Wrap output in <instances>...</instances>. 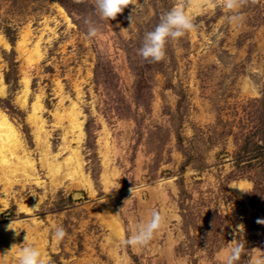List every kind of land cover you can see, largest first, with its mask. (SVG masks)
<instances>
[{"label":"rangeland","instance_id":"rangeland-1","mask_svg":"<svg viewBox=\"0 0 264 264\" xmlns=\"http://www.w3.org/2000/svg\"><path fill=\"white\" fill-rule=\"evenodd\" d=\"M179 3L196 31L168 42L161 61L142 58L145 32ZM241 12L234 27L222 0H136L109 20L94 0H0V114L31 163L0 177L3 264H18L25 246L46 264H223L232 241L248 250L237 264L264 252V0ZM85 19L102 37L81 39ZM73 152L88 183L66 175ZM44 158L63 161L62 176ZM150 209L165 217L151 242L121 245Z\"/></svg>","mask_w":264,"mask_h":264},{"label":"clouds","instance_id":"clouds-1","mask_svg":"<svg viewBox=\"0 0 264 264\" xmlns=\"http://www.w3.org/2000/svg\"><path fill=\"white\" fill-rule=\"evenodd\" d=\"M95 10L101 20L115 19L116 15L130 3L135 5L136 0H94ZM245 0H222V7L226 12L225 20L234 27L242 26L245 16L241 8ZM215 5L209 3L208 7ZM86 31L81 39L85 43H91L93 40L102 37L103 33L100 26L92 20L85 19ZM197 25L193 22L191 15L184 10L183 3L166 11L159 20V23L151 30L145 32L138 54L153 62H159L165 58V46L170 41H177L185 36L186 33L195 32ZM121 31H126L121 29ZM255 84L250 80H245L244 89L246 91H255ZM120 187L118 184L117 189ZM132 189H130V192ZM28 208V207H27ZM36 206L28 208L29 211H35ZM165 223V217L156 209H150L147 212V218L142 223H136L130 235L120 241L121 245L140 249L147 246L156 232H158ZM257 224H264V219H257ZM18 234V233H17ZM66 232L62 226H56L53 233L54 239L59 242L64 239ZM226 248L221 253L223 264H237L245 249L244 243L238 241ZM12 248V247H11ZM11 250V249H10ZM9 250V251H10ZM0 254V264L7 259L8 252ZM256 255L250 258V264H264V252L255 250ZM18 264H46V259L42 253L33 246H25L21 249Z\"/></svg>","mask_w":264,"mask_h":264},{"label":"bare ground","instance_id":"bare-ground-1","mask_svg":"<svg viewBox=\"0 0 264 264\" xmlns=\"http://www.w3.org/2000/svg\"><path fill=\"white\" fill-rule=\"evenodd\" d=\"M59 12L61 15H63L67 19L64 11L61 8H59ZM37 51H38V49H37ZM26 84H27V82L24 80V86L25 87H26ZM40 109H41V106L37 100L33 104V108H32L33 114L35 115L36 111L38 112ZM78 114H79V112L76 111L75 105L73 104L69 110L67 121H68L70 130L75 132L77 140H80L83 137V130H82V123L80 121H78V118H77ZM40 123H41V121L36 123L37 126H35V128L37 130V134L39 133V131L42 130V126L40 125ZM35 139H36V137H35ZM37 139H39V136H37ZM74 140H76V139H74ZM40 148H41V146H40ZM43 148L44 149L46 148L45 136L43 138ZM44 149H43V152L46 154L47 151H46V149L45 150ZM20 150H21V142L18 138V135L15 131V128L13 127V125L10 123V121L7 119V117L4 114H0V177H1V179H5L6 181H8L9 174H12L13 172H16L17 170L25 171V169L31 168V163L28 161L27 158L24 159V157L22 155H20L21 154ZM72 154H73L72 156L70 155L67 158L64 157L65 158L64 159V166H65L64 168L66 171V175L71 176L72 178L79 176L81 179L87 181V183H88L87 177L82 173V164H81L80 158L78 157L79 154L75 153V152H73ZM61 162H63V161H61ZM61 162L60 163H57V162L52 163V162H48L46 160L45 164L48 168L47 171L49 170V172L52 175H55V177H56L57 175H59L64 170L63 166L61 165ZM22 208L27 212L29 211L27 206H22ZM2 231H4V233L8 239H10L13 235V234L12 235L10 234L9 229L7 227L3 228Z\"/></svg>","mask_w":264,"mask_h":264}]
</instances>
